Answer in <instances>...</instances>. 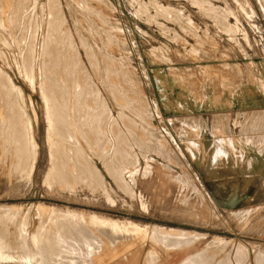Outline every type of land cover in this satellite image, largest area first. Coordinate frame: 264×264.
Returning <instances> with one entry per match:
<instances>
[{
  "label": "rangeland",
  "instance_id": "rangeland-1",
  "mask_svg": "<svg viewBox=\"0 0 264 264\" xmlns=\"http://www.w3.org/2000/svg\"><path fill=\"white\" fill-rule=\"evenodd\" d=\"M0 71V83L17 91L0 87V264H98L99 257L104 264H174L175 254L182 261L198 259L207 248L209 264H264V206L215 204L187 154L198 150L194 138L210 120L173 110L189 92L204 99L212 88L262 90L264 0H0ZM7 91L17 105L5 102ZM75 91L86 102L74 104ZM50 99H63L53 109L74 133L71 140L67 130L49 137ZM81 110L86 112L75 118ZM216 118L239 126L237 117ZM12 119L28 134L23 146L37 145L35 158L27 152L26 167L18 162L22 135L10 126ZM74 119L79 127L89 119L85 129L98 131L90 133L97 141L89 131L77 133ZM48 137L57 147L53 152ZM54 158L59 163L50 162ZM51 163L58 170L52 172ZM88 163L97 175H89ZM111 220L144 234L113 235L98 224ZM154 228L185 235L168 242L175 236L151 235ZM194 239L187 248L169 250Z\"/></svg>",
  "mask_w": 264,
  "mask_h": 264
},
{
  "label": "crops",
  "instance_id": "crops-1",
  "mask_svg": "<svg viewBox=\"0 0 264 264\" xmlns=\"http://www.w3.org/2000/svg\"><path fill=\"white\" fill-rule=\"evenodd\" d=\"M263 85L261 81V87ZM262 90L253 85H240L233 92L212 88L206 91L204 99L189 92L182 103L176 100L173 106L175 115L181 113V117L210 120L200 137L194 138L198 150L187 154L200 182L218 206H264V87ZM167 92L165 90L168 97L163 99L165 104L171 96ZM163 110L173 115L172 109L163 107ZM223 116L237 117L239 126L232 123L227 127L223 118L214 120ZM187 144H193V141ZM260 238L264 242V230ZM194 241L196 239L180 241L169 250H182ZM209 250L198 254V258L208 257L206 264L213 257ZM175 255L174 264H198L199 259L195 257L182 261ZM164 264L172 263L170 260Z\"/></svg>",
  "mask_w": 264,
  "mask_h": 264
},
{
  "label": "bare ground",
  "instance_id": "bare-ground-1",
  "mask_svg": "<svg viewBox=\"0 0 264 264\" xmlns=\"http://www.w3.org/2000/svg\"><path fill=\"white\" fill-rule=\"evenodd\" d=\"M80 1H81V0H80ZM10 2H12V1H10ZM25 4H26V3H25ZM20 5H22V4L20 3ZM34 5H35V4H34ZM82 5H83V4H82ZM23 6H25V5H23ZM32 6H33V5H32ZM13 7H14V6H13ZM15 7H17V5H16ZM18 7H19V6H18ZM11 8H12V7H11ZM68 8H69V7H68ZM85 8H86V7H85ZM12 9H13V8H12ZM16 9H17V8H16ZM26 9H27V8H26ZM146 9H147V8H146ZM161 9H162V8H161ZM20 10H21V9H20ZM12 11H13V10H12ZM90 11H91V10H90ZM157 11H158V10H157ZM14 12H15V11H14ZM21 12H22V11H21ZM162 12H163V11H162ZM172 12H173V11H172ZM25 13H26V12H25ZM13 14H14V13H13ZM16 14H19V13H16ZM20 14H21V13H20ZM35 14H36V13H35ZM98 15H99V14H98ZM155 15H156V14H155ZM9 16H10V15H9ZM16 16H17V15H16ZM162 16H164V15H162ZM12 17H13V16H12ZM21 17H22V16H21ZM23 17H24V14H23ZM25 17H26V16H25ZM32 17H33V16H32ZM74 17H75V16H74ZM86 17H87V16H86ZM43 18H44V17H43ZM164 18H165V17H164ZM177 19H178V18H177ZM29 20H30V19H29ZM178 20H179V19H178ZM31 21H32V20H31ZM89 21H91V20H89ZM103 21H104V20H103ZM18 22H19V20H18ZM20 23H21V22H20ZM20 23H19V24H20ZM24 23H25V22H24ZM78 23H79V22H78ZM32 24L35 25V23H32ZM37 24H39V23L37 22ZM53 24H54V23H53ZM55 25H56V24H55ZM183 25H184V24H183ZM25 26H26V25H25ZM25 26H24V27H25ZM31 26H32V25H31ZM107 26H108V25H107ZM187 26H188V25H187ZM33 27H34V26H33ZM38 27H39V26H38ZM49 27H50V26H49ZM92 27H93V26H92ZM25 28H26V27H25ZM27 28H28V27H27ZM36 28H37V27H36ZM112 28H113V27H112ZM115 28H116V27H115ZM183 28H184V27H183ZM24 31H25V30H24ZM97 32H98V31H97ZM30 33H31V32H30ZM51 33H52V31H51ZM109 33H110V32H109ZM28 34H29V33H28ZM59 34H60V33H59ZM87 34H88V33H87ZM193 34H194V33H193ZM37 35H38V34H37ZM33 36H34V35H33ZM43 36H44V35H43ZM35 37H36V36H35ZM53 37H54V36H53ZM53 37L51 36L50 38H53ZM80 37H81V36H80ZM91 37H92V36H91ZM110 37H111V36H110ZM47 38H48V37H47ZM54 38H55V37H54ZM59 38H60V37H59ZM48 39H49V38H48ZM51 40H52V39H51ZM59 40H60V39H59ZM59 40H58V41H59ZM84 40H85V39H84ZM107 40H108V39H107ZM47 42H48V41H47ZM50 42H51V41H50ZM50 42H49V43H50ZM55 42H56V41H55ZM45 43H46V42H45ZM56 43H57V42H56ZM56 43H55V44H56ZM102 43H103V42H102ZM50 44H52V43H50ZM52 45H53V44H52ZM48 46H49V45H48ZM89 47H90V46H89ZM57 48H58V47H57ZM61 48H62V47H61ZM72 48H73V47H72ZM104 48H105V47H104ZM47 49H48V48H47ZM49 49H52V48L50 47ZM62 49H63V48H62ZM62 49H61V50H62ZM90 49H91V48H90ZM99 49H100V48H99ZM75 50H76V49H75ZM87 50H88V49H87ZM87 50H85V51H87ZM59 51H60V50H59ZM70 51H71V50H70ZM100 51H101V50H100ZM46 52H47V51H46ZM51 52H52V50H51ZM92 52H93V51H92ZM43 53H44V52H43ZM48 53H49V52H48ZM87 53H88V52H87ZM89 54H90V53H89ZM89 54H88V55H89ZM91 54H93V53H91ZM49 55H50V54H49ZM103 55H104V54H103ZM43 56H44V54H43ZM47 56H48V55H47ZM53 56H54V55H53ZM49 57H50V56H49ZM95 57H96V56H95ZM42 58H43V57H42ZM50 58H51V57H50ZM53 58H54V57H53ZM87 58H88V57H87ZM105 58H107V57H105ZM51 59H52V58H51ZM54 59H55V58H54ZM57 59H58V58H57ZM57 59H56V60H57ZM92 59H93V56H92ZM108 59H109V58H108ZM56 60H54V61L56 62ZM88 60H89V59H88ZM43 61L45 62V60H43ZM50 61H51V60H50ZM93 61H94V60H93ZM55 62H54V63H55ZM63 62H64V61H63ZM90 62H91V61H90ZM90 62H89V63H90ZM42 63H43V62H42ZM48 63H49V62H48ZM58 63H60V62H58ZM58 63H56V64H58ZM64 63H65V62H64ZM97 63H98V62H97ZM44 64L46 65V63H44ZM49 64H50V63H49ZM90 64H91V63H90ZM39 65H40V64H39ZM54 65H55V64H54ZM60 65H61V64H60ZM46 66H47V65H46ZM49 66H50V65H49ZM73 66H74V65H73ZM47 67H48V66H47ZM61 67H62V66H61ZM51 68H52V67H51ZM110 68H111V67H110ZM125 68H126V67H125ZM39 69H40V68H39ZM57 69H59V68H57ZM72 69H73V68H72ZM110 70H111V69H110ZM117 71H119V70H117ZM0 72H1V71H0ZM59 72H60V71H59ZM81 72H82V71H81ZM110 72H111V71H110ZM104 73H105V72H104ZM41 74H42V73H41ZM58 74H60V73H58ZM77 74H78V73H77ZM77 74H76V75H77ZM79 74H80V72H79ZM110 74H111V73H110ZM121 74H123V73H121ZM0 75H1V74H0ZM2 75H3V74H2ZM67 75H68V73H67ZM128 75H129V74H128ZM3 76H4V75H3ZM44 76H45V75H44ZM65 76H66V75H65ZM106 76H107V75H106ZM51 77H52V76H51ZM54 77H55V76H54ZM54 77H53V78H54ZM73 77H74V75H73ZM6 78H7V77H6ZM6 78H5V81H6ZM83 78H84V77H83ZM0 79H1V78H0ZM47 79H48V77H47ZM58 80H60V79H58ZM63 80H64V79H63ZM129 80H130V79H129ZM45 81H46V80H45ZM51 81H53V80H51ZM51 81H50V82H51ZM54 82H58V81L55 80ZM54 82H53V83H54ZM4 83H5V82H3V84L0 83V87H2V89L5 88L4 91H6L8 88H13V89H11V91H12V94L15 95V92H17L16 89H15L16 87L14 88L13 85H11V86L8 85V86H9V87H8L7 84L5 83L6 85H4ZM42 83H43V82H42ZM63 83H64V82H63ZM69 83H70V82H69ZM73 84H74V83H73ZM107 84H108V83H107ZM126 84H127V83H126ZM55 85L57 86V84H55ZM58 85H59V83H58ZM74 85H75V84H74ZM40 86H41V85H40ZM61 86H62V85H61ZM126 86H127V85H126ZM42 87H43V86H42ZM43 88H44V87H43ZM52 88H53V87H52ZM56 88H57V87H56ZM56 88H55V89H56ZM106 88H107V87H106ZM113 88H114V87H113ZM129 88H130V87H129ZM48 89H49V88H48ZM53 89H54V88H53ZM57 89H58V88H57ZM57 89H56V90H57ZM9 90H10V89H9ZM14 90H15V91H14ZM45 90H46V89H45ZM60 90H61V88H60ZM60 90H58V92H59V94L61 95L62 91L60 92ZM133 90H134V89H133ZM13 91H14V93H13ZM47 91H48V90H47ZM49 91H50V90H49ZM54 91H55V90H54ZM80 91H81V90H80ZM0 92L2 93V90H1ZM55 92H57V91H55ZM75 92H77V93H74V96H78V95H79V97H74V98H75V99L73 100L74 104H76V105H80V104H83V103H82L83 101L86 102V100H84L85 98H83V97H82L83 99L81 98V95H82L83 93H79L78 91H75ZM81 92H82V91H81ZM7 93H8V94H7V97L5 98V102H6L7 104H9V103L12 102L11 104L14 103V105H15V104H16V103H15V102H16V99L14 100V98H15L16 95L14 96V95L10 94V92H8V91H7ZM52 93H53V92H52ZM117 93H118V92H117ZM119 93H120V92H119ZM5 94H6V92H5ZM1 95H2V94H1ZM44 95H45V94H44ZM45 96H46V95H45ZM47 96H48V95H47ZM47 96L44 97L45 100L47 99L46 101L44 100L46 103H48V102H47V101H48ZM61 96H62V95H61ZM2 97H3V96H2ZM0 98H1V97H0ZM1 100H3V99H1ZM3 101H4V100H3ZM61 102L64 103V102H63V99H58V100H56V101H54L53 99H50V101H49L50 108H49V112H48V116H47L48 118H47V119H48V123H49V126H48V127H50V131H51V132L49 131L50 136H49V135H48V136H49L51 139H53L52 137H54L55 135H56V136H57V135L60 136L61 134L63 135V134H64L63 132H65V130H67V132H66V133H67L66 136L69 135V136H68L69 138H70L71 136L73 137L74 133H72V132H74V131H73V128H74V127L77 129L76 132H77V133L79 132V134H84V133H81V130H82V131H84V132L89 131V135H90L92 138H94V136H92L90 133H92L93 135H94V134H97V135H98L99 132H98V131H95L94 128H93L91 125H90V128H88V130L85 129V126H87V125L89 126V123H90V120H89V119L85 120V124H84L83 126H80V127H79L78 122L74 119L75 122H73V123L71 124L73 128L70 126L69 123H67V122H69V121H67L66 123L69 124V126L71 127L72 131H71V130H70V131H71V133H72L73 135L70 134V132H68L69 130H68V129H65V127L67 126V125H65V119H58L57 116H56V115H57V114H56V111L53 109V108H55L54 106H57V104H61ZM127 102H128V101H127ZM116 104H117V103H116ZM16 105H17V104H16ZM49 105H48V106H49ZM48 106H46V108H47ZM116 107H117V106H116ZM121 108H122V107H121ZM121 108H120V109H121ZM131 110H132V109H131ZM82 111H83V110H81L80 112H82ZM84 111H85V110H84ZM85 112H86V111H85ZM85 112H84V113H85ZM84 113L82 112V113H78V114H76V115H75V118H76L77 115H79V114H84ZM142 113H143V112H142ZM86 115H87V113H86ZM138 115H139V114H138ZM86 118H87V116H86ZM122 118H123V117H122ZM140 118H141V117H140ZM9 119H11V118H9ZM9 119H8V120H9ZM13 119H14V116H13ZM13 119H12V121H13ZM126 119H127V118H126ZM69 120H70V119H69ZM18 121H19V120H18ZM46 121H47V120H46ZM70 121H71V120H70ZM96 121H97L96 118H94V123H96ZM97 123H98V121H97ZM6 124H7V123H6ZM9 124H10V122H8V125H9ZM22 124H23V123H22ZM142 124H143V123H142ZM5 126H6V125H5ZM10 126H11L13 129H18V130L21 132V135H22V145H20L19 147H17V152H20V153H19V158L16 157V160H17V158H18V162H19L21 165L23 164V165L25 166V165L27 164V162H26V160H27V158H26V156H27V152H28V151L31 152L32 148H33V147L35 148L37 145H36V144H33V145H32V143H31V146H30L31 150H29V147H28V146H23V144H24V140H26V138L28 137V134L26 133V131L23 130V127L21 126V122H14V121H13V122H11ZM64 126H65V127H64ZM142 126H143V125H142ZM30 129H32V128H30ZM85 130H86V131H85ZM23 131H24V132H23ZM30 131H31V130H30ZM30 131L28 130L27 132H30ZM32 131H33V130H32ZM53 131H54L55 133H52ZM32 133H33V132H32ZM144 133H145V132H144ZM30 134H31V133H30ZM53 134H54V136H53ZM75 134H76V133H75ZM100 134H101V133H100ZM84 135H85V134H84ZM97 135H96V136H97ZM30 136H31V135H30ZM56 136H55V137H56ZM98 136H99V135H98ZM98 136H97V137H98ZM49 137H48V139H50ZM68 137H66V139H67ZM84 137H85V136H84ZM97 137H95L93 140H96V141H97ZM29 138H30V137H29ZM51 139L49 140L48 143H49V144H50V143L52 144V145H51V149H52V150H51V149H50V150L53 152V151H55V149H56L57 147H56V146H53V140H51ZM70 140H71V138H70ZM70 140H69V141H70ZM32 142H33V141H32ZM89 142L91 143L92 141H89ZM65 143H69V142H64V144H65ZM70 143H71V142H70ZM90 143H89V145L92 146L93 144H90ZM95 143H96V142H95ZM95 143H94V144H95ZM86 144H87V143H86ZM144 144H145V143H144ZM66 145H67V144H65V146H66ZM71 145H72V143H71ZM71 145H70V146L67 145V146L70 147L69 150H71V149L74 150V148H72ZM73 147H74V146H73ZM92 147H93V146H92ZM92 147L89 146V148H91L90 151L94 150ZM94 147H95V146H94ZM34 148H33V149H34ZM83 148H84V147H83ZM117 148H119V146H118ZM87 149H88V148H87ZM34 150H35V149H34ZM34 150H32V151H34ZM73 150H71V151H73ZM117 150H118V149H117ZM67 151H68V150H67ZM71 151H69V153H70ZM95 151H96V149H95ZM84 152H85V151H84ZM93 152H94V151H93ZM93 152H92V153H93ZM36 153H37V147H36ZM55 153H57V152H55ZM85 153H86V152H85ZM85 153H84V156H86ZM94 153H95V152H94ZM31 154H32V152H31ZM33 154H35V152H33ZM33 154H32V155H33ZM67 154H68V152H67ZM35 155H36V154H35ZM88 155H89V154H88ZM82 156H83V155H82ZM84 156H83V158L85 159L86 162H88L87 159L89 160V158L86 156V157H87V159H86ZM33 157H34V155H33ZM70 157H71V156H70ZM34 158H35V157H34ZM36 159H37V158H36ZM54 159H55V158H54ZM54 159H52V160L50 161V162H52L53 164L56 163V162H58L57 159H55V160H54ZM128 159H129V157H128ZM29 160H31V159L28 158V161H29ZM33 160H34V159H32V161H33ZM81 160H82V157H81ZM126 160H127V159H126ZM34 161H37V160H34ZM79 161H80V160H79ZM16 162H17V161H16ZM25 162H26V163H25ZM70 162H71V161H70ZM86 162H84V163H86ZM24 163H25V164H24ZM32 163H33V162H32ZM52 163H51V165H53ZM58 163H59V162H58ZM28 164H31V162L29 161ZM77 164H78V163H77ZM82 164H83V163H82ZM112 164H113V163H112ZM14 165H15V164H14ZM16 165H18V163H17ZM21 165H20V167H21ZM23 165H22V166H23ZM32 165H33V164H32ZM26 166H27V165H26ZM26 166H25V167H26ZM34 166H35V165H34ZM34 166H30V167H29V165H28V167H29L30 169L33 168ZM89 166H90V165H89V163H88V166H87V167H88L89 169H91ZM104 166H105V165H104ZM107 166H108V165H107ZM28 167L26 168V169H27L26 171H29ZM51 167H52V169H51ZM51 167H50V170L52 171V170H53V167H54V169H55L56 166L53 165V166H51ZM17 168H18V167H17ZM22 168H23V167H22ZM107 168H108V167H107ZM81 169H82V168H81ZM83 169H85V166L83 167ZM89 169H88V171H89ZM23 170H25V169H23ZM32 170H33V169H32ZM32 170H31V171H32ZM56 170H58V169H56ZM56 170H54V171H56ZM127 170H128V169H127ZM48 171H49V170H48ZM48 171H47V173H48ZM54 171H52V172H54ZM83 171H84V170H83ZM86 171H87V169H86ZM88 171H87V172H88ZM52 172H51V173H52ZM59 172H60V171H57L58 174H59ZM84 172H85V171H84ZM84 172H82V173H84ZM87 172H86V173H87ZM94 172H95L96 175L98 174V171H97V172L94 171ZM94 172H93V173H94ZM25 173H26V172H25ZM51 173L48 175V176H49V178H48L49 181H50L51 176L53 175V174L51 175ZM57 173H55V175H56ZM80 173H81V172H80ZM91 173H92V169L89 171V175H90ZM93 173H92V174H93ZM127 173H128V172H127ZM26 174H28V173H26ZM29 174H32V173H29ZM58 174H57V175H58ZM87 174H88V173H87ZM95 174H94V175H95ZM24 175H25V174H24ZM50 175H51V176H50ZM55 175H54V176H55ZM57 175L55 176V178H57ZM61 175H62V173H61ZM82 175H83V174H82ZM116 175H117V174H116ZM119 175H120V174H119ZM122 175H123V174H122ZM130 175H131V174H130ZM28 176H29V175H28ZM28 176L25 175V177H28ZM44 176H45V175H44ZM48 176H47V177H48ZM54 176H53L52 178H54ZM84 176H85V175H84ZM87 176H88V175H87ZM131 176H132V175H131ZM47 177H44V178H47ZM88 177H89V176H88ZM91 177H94V176L92 175ZM114 178H115V177H114ZM27 179H29V181L26 180V179H25V180L28 181L29 183H30V180L32 181V179H30V178H27ZM118 179H120V178H118ZM56 180H57V179H56ZM121 180H122V178H121ZM49 181H48V182H49ZM52 181H53V179H52ZM54 181H55V179H54ZM57 181H58V180H57ZM99 182H100V181H99ZM119 182H120V181H119ZM124 182H125V181H124ZM45 183L47 184V182H46L45 179H44V184H45ZM49 183H50V182H49ZM49 183H48L47 186H48V187H50V186L52 187L53 185H52L51 183H50L51 185H49ZM53 183H54V182H53ZM57 183H58V182H57ZM57 183H56V184H57ZM105 189H106V188H105ZM124 189L126 190V188H124ZM127 191L129 192L128 189H127ZM39 208H40L39 211H41V212H43V211H47V210H50V211H56V210H57V209H55V208H53V209L44 208V207H39ZM0 211H1V210H0ZM6 211L11 212L10 209H6ZM57 211H58V210H57ZM2 212H3V209H2ZM4 212H5V211H4ZM4 212H3V213H4ZM8 212H7V213H8ZM0 213H1V212H0ZM5 213H6V212H5ZM7 213H6V214H7ZM50 214L52 215V213H50ZM50 214H49V215H50ZM0 215H1V214H0ZM10 216H11V215H10ZM89 216H90V215H89ZM25 222H26V221H25ZM56 223H57V222H56ZM71 224H72V223H71ZM96 224H97V223H96ZM98 224L102 225L103 228L105 227V229L107 228V230H109V229L112 230V231H113V235L115 234V232H120V233H121V232H123V231H127L126 233H131V234H132V233H135V234H134V236H135V235H140V234L143 232V231L140 230L139 228H134V227H136L135 225H131L132 227L130 228V227H127V226H122L121 223H116L115 221H112V220H111V221L100 222V223H98ZM49 225H50V224H49ZM51 225H52V224H51ZM54 225H55V224H54ZM100 225H99V226H100ZM56 226H57V225H56ZM73 226H74V225H73ZM87 226H88V225H87ZM102 226H100V227L102 228ZM53 227H54V226H53ZM40 228H44V227L41 225ZM49 229H50V228H49ZM55 229H56V227H55ZM40 230H41V229H40ZM46 230H47V229H46ZM110 230H109V231H110ZM145 230H147V228H146ZM49 231H50V230H49ZM109 231H108V232H109ZM112 231H110V232H112ZM151 231H152V232H151V235H154V236H155V235H160V234H169L171 237H174V236H175V238H173V239H167L168 242H175V240H176V241L178 240L177 237H184V235H185L184 233H182V234H178V233L175 232V231H169V230H165V229H162V228H156V229L154 228V229H151ZM51 232H52V231H51ZM120 233H119L118 235H120V237H121V234H120ZM149 233H150V232H149ZM156 233H159V234H156ZM142 234H144V233H142ZM180 235H181V236H180ZM154 236H153V237H154ZM120 237H119V238H120ZM111 238H112V237H111ZM121 238H122V237H121ZM109 240H110V239H109ZM182 241H183V240H182ZM186 241H187V240H185V242H186ZM215 241H216V240H215ZM111 242H113V241H111ZM119 242H120V241H119ZM219 242H220V241H219ZM52 243H53V242H52ZM52 243H51V246H52ZM225 243H226V242H225ZM228 243H229V242H228ZM111 244H112V243H111ZM111 244H110V245H111ZM28 245H29V244H28ZM55 245H56V244H55ZM103 245H104V243L102 242V246H103ZM210 245H211V244H210ZM51 246H50V247H51ZM88 246H89V245H88ZM88 246H87V247H88ZM104 246H105V245H104ZM118 246H121V244L118 245ZM50 247H48V248H50ZM57 247H58V246H57ZM60 247H61V246H60ZM89 247H90V246H89ZM53 248H54V246H53ZM106 248H107V247H106ZM100 249H101V248H100ZM100 249H99V250H100ZM49 250L51 251V249H49ZM58 250H59L60 253L58 252ZM58 250H57V252H58V253H57V252L55 251V249H54V251H55L57 254H61L60 248H59ZM103 250H104V248H103ZM130 250H132V249H130ZM101 251H102V250H101ZM104 251H106V250H104ZM237 251H238V250H237ZM46 252H47V251H46ZM48 252H49V251H48ZM122 252H123V253H122ZM122 252H121L122 254H121L120 252H118V253L115 254L114 256L110 257L109 260H110V261L115 260V259L117 258L116 256H118L119 253H120L121 255H123L126 251H125V252L122 251ZM51 253H52V251H51ZM56 253H55V254H56ZM238 253H239V252H238ZM238 253L236 252L237 256L239 257V254H240V253H239V254H238ZM49 254H50V253H49ZM236 254H235V255H236ZM98 255H99V254H98ZM48 256H49V255H48ZM52 258H53V257H52ZM193 258H194V257H193ZM58 259H59V260H62V259H60V258H58ZM198 259H199V258H198ZM198 259H197V260H198ZM235 259H236V258H235ZM237 259H239V258H237ZM240 259H241V258H240ZM240 259H239V260H240ZM52 260H53V259H51V261H52ZM54 260H55V259H54ZM54 260H53V261H54ZM239 260H238V261H239ZM234 261H235V260H234ZM55 262H56V261H55ZM96 262H98V264H99V263H100V264H104V263H105L104 258H102V257H99L97 261H96V259H95V263H96ZM57 263H58V262H56V264H57ZM60 263H61V262H59V264H60ZM113 264H114V263H113Z\"/></svg>",
  "mask_w": 264,
  "mask_h": 264
}]
</instances>
